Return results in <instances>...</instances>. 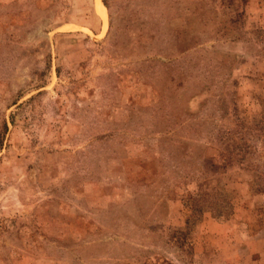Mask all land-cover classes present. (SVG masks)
I'll return each instance as SVG.
<instances>
[{
  "label": "rangeland",
  "instance_id": "374dc122",
  "mask_svg": "<svg viewBox=\"0 0 264 264\" xmlns=\"http://www.w3.org/2000/svg\"><path fill=\"white\" fill-rule=\"evenodd\" d=\"M0 264H264V0H0Z\"/></svg>",
  "mask_w": 264,
  "mask_h": 264
}]
</instances>
